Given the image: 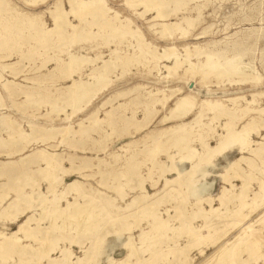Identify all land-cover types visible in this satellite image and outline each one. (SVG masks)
<instances>
[{"label":"rangeland","instance_id":"374dc122","mask_svg":"<svg viewBox=\"0 0 264 264\" xmlns=\"http://www.w3.org/2000/svg\"><path fill=\"white\" fill-rule=\"evenodd\" d=\"M79 1L0 0V264H264V0Z\"/></svg>","mask_w":264,"mask_h":264},{"label":"bare ground","instance_id":"6f19581e","mask_svg":"<svg viewBox=\"0 0 264 264\" xmlns=\"http://www.w3.org/2000/svg\"><path fill=\"white\" fill-rule=\"evenodd\" d=\"M93 3L94 4H96V5H103L104 4V2H103V0H93ZM90 4H92V1H87V0H80L79 1V4H78V6H77V10L78 11H80V13H81V11L83 12V11H85L86 9H88L89 8V5ZM152 4V3H151ZM154 8V7H153ZM156 8V7H155ZM146 9H147V7H146ZM72 12H75L74 10L72 11ZM159 15V14H158ZM81 16V15H80ZM56 21H58V18L56 19ZM70 75V74H69ZM70 89V91H71V93H72V95H71V98H72V96H73V98H76L77 97V93H76V87L74 86V85H72L71 86V88H69ZM92 97V96H91ZM90 97V98H91ZM23 134V133H22ZM65 136V135H64ZM235 169V168H234ZM232 170V169H231ZM53 175V174H52ZM262 188V187H261ZM196 191V190H195ZM194 195L195 194H197V193H193ZM198 195V194H197ZM199 196V195H198ZM198 198V197H197ZM33 200V199H32ZM258 209V208H257ZM29 221L30 220H28L27 222H26V224H24V225H22V226H20V230H25V226H27L28 225V223H29ZM94 223V222H93ZM245 226V225H244ZM181 228H183L182 226H181ZM244 228V229H243ZM242 233L239 235L240 237H237L236 239H235V241H233L232 243H233V245H231V247L229 248V249H226V251L222 254V255H224L223 257L225 258V259H227V260H229L230 261V264H236V262H235V258H234V256L236 257V255H235V253H236V251H237V248H238V246L240 245V243H242V244H247V242H249V241H251L252 240V242H254V243H256V241H254L252 238V235L253 234H251L252 232H251V230L250 229H245V227H242ZM19 230V231H20ZM33 237V236H32ZM47 242V241H46ZM231 244V243H230ZM258 244V243H257ZM229 245V244H228ZM97 246V245H96ZM253 247H254V245H253ZM1 249V248H0ZM220 249H221V247H220ZM25 251V250H24ZM136 252V251H135ZM220 259V258H219ZM121 264H130L129 263V261L126 259V260H124V263L122 262Z\"/></svg>","mask_w":264,"mask_h":264}]
</instances>
